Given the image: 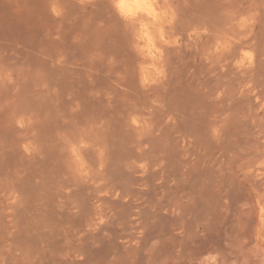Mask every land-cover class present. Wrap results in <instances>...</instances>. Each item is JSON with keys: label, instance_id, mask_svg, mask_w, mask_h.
<instances>
[{"label": "rangeland", "instance_id": "obj_1", "mask_svg": "<svg viewBox=\"0 0 264 264\" xmlns=\"http://www.w3.org/2000/svg\"><path fill=\"white\" fill-rule=\"evenodd\" d=\"M117 2L0 0V264H264V0Z\"/></svg>", "mask_w": 264, "mask_h": 264}, {"label": "bare ground", "instance_id": "obj_2", "mask_svg": "<svg viewBox=\"0 0 264 264\" xmlns=\"http://www.w3.org/2000/svg\"><path fill=\"white\" fill-rule=\"evenodd\" d=\"M152 2H151V0H118L117 8L120 11V14L127 17L129 19V21H131L130 19L137 20L140 17L146 16L147 18L152 20L154 27L160 28L163 14L161 15V13L156 9V7L154 6V4ZM140 21H142V20H140ZM145 22H147V21H145ZM141 24L140 25L142 26V28H140V30L142 29L141 30L142 31L141 32L142 39H144L145 41H148L149 44L151 46H153L155 36H156V35H154L153 26H151L148 23H141ZM140 37H139V39H140ZM156 48L157 47H155V49ZM147 49H148V47H147ZM149 51H150V56L153 59H155L156 54L153 53L151 50H149ZM147 56H149V55L147 54Z\"/></svg>", "mask_w": 264, "mask_h": 264}]
</instances>
